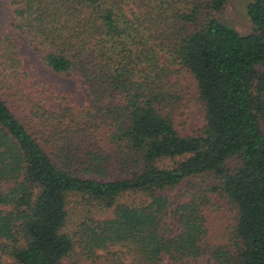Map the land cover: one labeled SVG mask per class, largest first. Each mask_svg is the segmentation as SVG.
I'll return each instance as SVG.
<instances>
[{
	"label": "trees",
	"instance_id": "1",
	"mask_svg": "<svg viewBox=\"0 0 264 264\" xmlns=\"http://www.w3.org/2000/svg\"><path fill=\"white\" fill-rule=\"evenodd\" d=\"M229 1L13 0L0 264H264V0L246 7L247 35L218 18ZM20 35L85 106L31 77ZM182 75L199 135L177 124Z\"/></svg>",
	"mask_w": 264,
	"mask_h": 264
},
{
	"label": "rangeland",
	"instance_id": "2",
	"mask_svg": "<svg viewBox=\"0 0 264 264\" xmlns=\"http://www.w3.org/2000/svg\"><path fill=\"white\" fill-rule=\"evenodd\" d=\"M251 0H230L225 11L218 16L220 21L235 28L242 34H250L252 32V24L247 17L246 7ZM15 6L13 0H0V32L5 35L10 30L14 19ZM19 34V33H17ZM20 50L24 56L26 67L29 68L30 75L47 91H56L58 94H65L72 98L75 106L82 107L87 104L83 93L79 90L77 81L74 78L59 75L49 69L42 61L39 53L30 45L26 36L20 35L17 38ZM182 84L188 86V94L186 107L177 117V124L180 131L187 135H199L201 129L205 125V114L201 104L196 100L198 93L197 83L192 76L182 75ZM240 167L237 159L228 162L229 170H236ZM228 211V212H226ZM98 218H105L106 213H97ZM222 222L225 224L227 232H230L233 219V211L225 209L221 216ZM220 223V226L222 225ZM215 227V225H213ZM215 233V232H212ZM229 237V236H228ZM228 240V239H227ZM234 247V245H233Z\"/></svg>",
	"mask_w": 264,
	"mask_h": 264
}]
</instances>
